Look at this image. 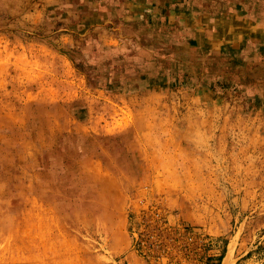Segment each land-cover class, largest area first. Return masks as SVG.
Segmentation results:
<instances>
[{
  "label": "rangeland",
  "instance_id": "rangeland-1",
  "mask_svg": "<svg viewBox=\"0 0 264 264\" xmlns=\"http://www.w3.org/2000/svg\"><path fill=\"white\" fill-rule=\"evenodd\" d=\"M256 29L264 0H0V264H264Z\"/></svg>",
  "mask_w": 264,
  "mask_h": 264
},
{
  "label": "built area",
  "instance_id": "built-area-1",
  "mask_svg": "<svg viewBox=\"0 0 264 264\" xmlns=\"http://www.w3.org/2000/svg\"><path fill=\"white\" fill-rule=\"evenodd\" d=\"M153 212V217L152 219L154 221H156L157 223H155L156 225H159L160 227H164L166 226V220L167 218L165 217L164 215V211L162 209H159V210H154V209H151V207L147 206L146 208V212H145V217L149 218L150 217V214ZM143 230V229H141ZM134 238L136 240V244L137 246L140 248L142 246H144L148 240L147 238L145 237L144 234H142L141 232H135V235H134Z\"/></svg>",
  "mask_w": 264,
  "mask_h": 264
},
{
  "label": "crops",
  "instance_id": "crops-1",
  "mask_svg": "<svg viewBox=\"0 0 264 264\" xmlns=\"http://www.w3.org/2000/svg\"><path fill=\"white\" fill-rule=\"evenodd\" d=\"M238 20H240V19H238ZM240 22H245V21L244 20H241ZM219 28L220 29L216 30L217 33H237L240 30L245 29V27L243 25H237L236 28H234V26H231V28H230V30L228 32H227V30L224 29V26H222V25ZM210 31H212V30H209L207 32L208 33H211ZM255 31H256L255 33H264V29H260V30L259 29H256Z\"/></svg>",
  "mask_w": 264,
  "mask_h": 264
},
{
  "label": "bare ground",
  "instance_id": "bare-ground-1",
  "mask_svg": "<svg viewBox=\"0 0 264 264\" xmlns=\"http://www.w3.org/2000/svg\"><path fill=\"white\" fill-rule=\"evenodd\" d=\"M222 264H232L231 256L226 257Z\"/></svg>",
  "mask_w": 264,
  "mask_h": 264
}]
</instances>
